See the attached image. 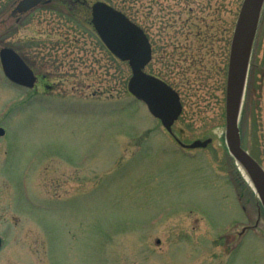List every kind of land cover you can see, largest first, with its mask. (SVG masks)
I'll use <instances>...</instances> for the list:
<instances>
[{"label": "rangeland", "instance_id": "1", "mask_svg": "<svg viewBox=\"0 0 264 264\" xmlns=\"http://www.w3.org/2000/svg\"><path fill=\"white\" fill-rule=\"evenodd\" d=\"M18 1L0 0V48L19 44L33 55L21 40L38 26L75 30L63 65L44 67L57 75L51 92L17 90L0 69V264H264V212L224 140L230 32L201 30L200 50L211 58L195 68L197 84L176 81L182 111L174 135L185 144L211 139L180 150L128 94V67L83 27L86 7L71 19L61 5L67 0H52L55 9L40 3L18 21L11 16ZM82 1L106 2L145 28L154 39L149 70L172 83L180 76L186 66L171 64L172 45L162 39L182 42L183 33L159 30L171 0ZM210 1L234 27L242 0ZM20 23L33 28L4 41L2 26ZM256 28L238 130L241 147L264 169V1Z\"/></svg>", "mask_w": 264, "mask_h": 264}, {"label": "water", "instance_id": "2", "mask_svg": "<svg viewBox=\"0 0 264 264\" xmlns=\"http://www.w3.org/2000/svg\"><path fill=\"white\" fill-rule=\"evenodd\" d=\"M263 1L242 0L236 19L227 70L224 137L227 151L245 168L264 211V171L241 147L238 130V117L248 66L246 57L257 29ZM40 2L41 0H21L13 13H24ZM91 25L105 48L129 67L128 92L143 102L148 111L170 132L172 123L180 114L181 106L177 94L171 88L144 72V67L150 60V46L142 30L123 13L104 2H95L91 6ZM0 64L4 75L10 81L27 87L32 86V73L13 50L6 48L0 50ZM209 142L210 139L196 140L182 146L189 149L204 148Z\"/></svg>", "mask_w": 264, "mask_h": 264}, {"label": "flooded vegetation", "instance_id": "3", "mask_svg": "<svg viewBox=\"0 0 264 264\" xmlns=\"http://www.w3.org/2000/svg\"><path fill=\"white\" fill-rule=\"evenodd\" d=\"M51 2L52 0H42L41 4L47 5L49 8H53V6H57ZM61 3H62L61 5L65 7V11H63L65 13V16L71 19L78 18L75 12H77V10H79L81 7H86L87 10L89 9L88 4L82 0H67L66 2H61ZM15 6H13L11 9V16L12 18H18V21H22L21 18L24 19L30 14L34 13V10L39 5L21 14L13 13ZM88 11L90 13V10ZM161 12H163L164 14L163 16L166 17V20L161 19V28H159V30L166 32V30L168 31L172 29H177V30H172V31H177L180 33L182 32L183 33L182 36L184 38V41L182 42H175L174 36L169 38L170 40L163 38L162 41H165L167 46L169 44L172 45V52H174V56L173 54L169 55L166 52V55H164V57L166 56V59H169L170 56L171 57L173 56L170 59L172 65L184 64L186 67L183 69L182 68L180 69V76L177 77L175 82L173 83L165 76L160 77L156 74H153L151 70H149L148 66L150 65L152 58H153L154 39L152 35L149 34L145 30V28L137 24L144 31L147 37L148 43L150 45V60L145 67V72L147 74L161 79L162 81H164L167 85H169L172 89H174L177 92L175 86H178V84L176 83V81L178 79H185V80L190 79L195 74V68H198L200 66V64L198 66V63L200 62V60L203 59L205 62H208L209 59L211 58V54L209 50H206L205 53L201 52L200 50V40H198L197 37H199V32L201 30H203V33L217 31V30L230 32L228 39H227L229 42L227 45L228 54L225 60V64L227 63V59L229 55V47H230V42L232 38L233 26H232V21H229L227 17L222 18V14H220L221 12L220 6L218 5L215 6V4H212L210 0L208 1L206 0H171L167 8L164 6L162 7ZM80 20L81 22H83V24L84 22L87 24V25L85 24L83 25V27H85L86 29L91 27V25L89 24L90 22L89 20L83 21L82 18ZM30 26L29 24H23V23H20V25H3L2 33H4V36L2 37L4 38V41L6 40L7 42L9 40L10 41L11 40L20 41L16 39V37L18 36L17 33L19 32V29L26 28V30H28ZM31 27L33 28V26ZM57 28H62V29L60 30ZM71 29L72 28L68 26H57L56 25V26H38L36 30L34 29L36 32L32 30L31 31L32 35H29V36L25 35L26 38L24 40L22 39L21 41H24L27 43L26 45H28L29 49H31V52L33 50L32 52L33 55L28 54L26 50L20 53V51L14 48L17 46V48L23 49L25 48L23 45L16 44V46H14L9 43H6L5 45H3L1 48L12 49L14 52L18 54L21 60L30 69L34 77V83L31 88H26V87H23L17 84H12V86H14V88H16L17 90L21 89L23 92H34V91L35 92H51L53 88H52V84L48 83V80H50L49 78H51L55 74V72L49 71V66H47L45 69L44 67L49 63L54 64L57 68L63 65V62L60 61L61 59L60 57L62 55L63 56L69 55L71 53L70 49L67 46L70 42L69 38L71 37L70 36ZM72 30H75V27ZM60 31H65L66 33L60 32ZM92 31L94 32L93 29ZM214 39H215V35L212 34V40ZM207 40L208 39H205V41ZM98 41L100 42V40ZM47 58H51V59L46 60ZM51 64L50 66L53 67ZM215 73H211L207 75V77L206 76L204 77L208 79L214 76ZM200 74H202V70L200 73L196 74L195 76H198ZM170 75H171V78L175 77L174 72L170 73ZM54 76L57 77V75H54ZM2 77H3L4 82L11 84L9 80L4 77L3 73H2ZM197 83H198V80L195 77L194 79L189 80V86H192ZM180 102H181V99H180ZM4 135H1L0 138H2Z\"/></svg>", "mask_w": 264, "mask_h": 264}, {"label": "trees", "instance_id": "4", "mask_svg": "<svg viewBox=\"0 0 264 264\" xmlns=\"http://www.w3.org/2000/svg\"><path fill=\"white\" fill-rule=\"evenodd\" d=\"M75 13H76L77 15H78V14H81V15L83 14V13H80L79 10H77V12H75ZM87 20H88L87 18H85V17L83 18V21H87ZM115 60H116V59H115ZM116 61H117V60H116ZM117 62H118V61H117ZM118 63H119V62H118Z\"/></svg>", "mask_w": 264, "mask_h": 264}, {"label": "bare ground", "instance_id": "5", "mask_svg": "<svg viewBox=\"0 0 264 264\" xmlns=\"http://www.w3.org/2000/svg\"><path fill=\"white\" fill-rule=\"evenodd\" d=\"M241 169H242V172H244V173L248 176V174H247L245 168H243V167L241 166ZM250 181H251V180H250ZM251 184H252V182H251Z\"/></svg>", "mask_w": 264, "mask_h": 264}]
</instances>
